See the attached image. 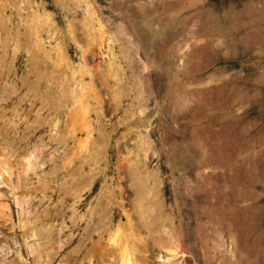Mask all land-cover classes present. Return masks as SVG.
I'll return each mask as SVG.
<instances>
[{
  "label": "rangeland",
  "instance_id": "374dc122",
  "mask_svg": "<svg viewBox=\"0 0 264 264\" xmlns=\"http://www.w3.org/2000/svg\"><path fill=\"white\" fill-rule=\"evenodd\" d=\"M0 264H264V0H0Z\"/></svg>",
  "mask_w": 264,
  "mask_h": 264
}]
</instances>
